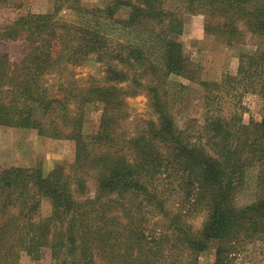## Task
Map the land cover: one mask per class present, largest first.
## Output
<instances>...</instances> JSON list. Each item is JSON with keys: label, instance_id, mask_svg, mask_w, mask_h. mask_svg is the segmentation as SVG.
<instances>
[{"label": "trees", "instance_id": "1", "mask_svg": "<svg viewBox=\"0 0 264 264\" xmlns=\"http://www.w3.org/2000/svg\"><path fill=\"white\" fill-rule=\"evenodd\" d=\"M58 4L77 10V22L28 14L0 33L3 41L29 44L20 61L0 52V126L74 141L76 155L48 174L0 168V264H21L23 253L43 264L46 250L50 264H199L211 247L216 259L208 264H231L241 245L264 236V118L246 125L237 108L223 114L222 107L249 88L264 97V0ZM123 8L128 16L118 18ZM194 14L205 17L204 30L216 40L235 45L251 37L257 46L241 54L237 76L201 81L209 109L199 131L178 124L172 89L174 78L196 81L178 39ZM104 23L120 25L128 38H113ZM91 59L104 80L82 86L71 71ZM51 75L61 79L57 92L48 86ZM142 92L159 117L132 135L127 98ZM92 103L103 113L88 135L85 108ZM254 170L255 198L241 207L237 194ZM48 199L51 213L39 218ZM198 211L206 220L196 229L188 219Z\"/></svg>", "mask_w": 264, "mask_h": 264}, {"label": "rangeland", "instance_id": "2", "mask_svg": "<svg viewBox=\"0 0 264 264\" xmlns=\"http://www.w3.org/2000/svg\"><path fill=\"white\" fill-rule=\"evenodd\" d=\"M116 0H81V4L90 8H106ZM58 0H1L0 1V33L5 27L18 17L28 14H52L68 21L77 22L80 17L77 10L69 6H61ZM77 14V15H76ZM128 12L123 8L117 13L118 18H125ZM205 17L201 14L189 15L186 21L185 32L179 36V41L184 44L186 53L196 65V81H188L185 78H174L172 89L176 94L174 114L178 124L184 128L187 125L191 130L199 131L205 123V115L209 109L206 101L205 87L200 83L220 82L225 75L237 76L240 67L242 53H253L257 46L255 41L248 37L246 43L228 45L206 34ZM104 31L113 38L126 40L125 30L115 23H104ZM0 52L11 55L13 60L20 61L28 52L29 44L25 41H3L0 39ZM74 79L82 86L87 85L91 78L104 80L105 71L102 65L91 59L83 65L74 67L71 71ZM68 74V73H67ZM173 79V78H172ZM51 91L57 92L60 77L51 75L47 77ZM239 93L241 90L239 89ZM129 119L126 123L127 131L134 135L136 129L144 121L158 120L150 98L142 92L137 96L127 98ZM236 104V105H235ZM223 114H228L237 108L242 115L243 123L248 125L252 121H261L264 118V97L247 89V92L237 100L230 103H222ZM86 123L84 131L93 134L100 125L103 106L99 103L88 104L85 108ZM76 155V143L71 140H55L39 135L34 129H19L0 126V168L12 166L40 167L48 174L56 164L73 162ZM255 170L247 177L246 184L237 194L238 205L245 206L255 198ZM96 182L90 180V194L95 195ZM49 201V202H48ZM43 200L39 218L48 216L52 207L50 200ZM200 211L201 208H200ZM193 212L188 221L196 229L202 228L206 215L202 212ZM187 258V257H185ZM231 264H264V236L261 239L247 241L239 250L232 254ZM199 264L213 263L216 259V248L200 254ZM41 263L50 264L51 256L46 250L43 253ZM21 264H32L31 257L23 253Z\"/></svg>", "mask_w": 264, "mask_h": 264}]
</instances>
